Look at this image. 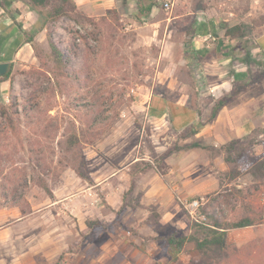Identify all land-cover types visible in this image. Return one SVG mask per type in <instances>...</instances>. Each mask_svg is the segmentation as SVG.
I'll list each match as a JSON object with an SVG mask.
<instances>
[{"label": "rangeland", "instance_id": "rangeland-1", "mask_svg": "<svg viewBox=\"0 0 264 264\" xmlns=\"http://www.w3.org/2000/svg\"><path fill=\"white\" fill-rule=\"evenodd\" d=\"M83 1L93 11L85 13L90 25L73 14L46 23L51 7L0 0V35L26 45L18 57L19 43L2 53L12 70L0 82V107L18 103L20 115L12 128L0 114V264H195L193 243L178 251L168 239L212 225L215 211L227 222L264 218V180L248 168L264 158V129L243 139L207 132L219 101L234 102L264 82L256 44L264 0H155L141 22L139 0H115L112 11L111 0ZM203 21L219 42L205 58L194 49ZM235 26L239 32L229 36ZM49 30L71 55L63 70L55 67ZM158 96L196 109L200 124L175 130L151 110ZM27 101L35 105L25 114ZM101 113L106 120L96 124ZM74 133L82 144L70 151ZM42 179L53 199L38 185ZM200 198L203 223L186 209ZM224 238L239 249L231 261L256 264L258 250L264 258V223L226 230ZM255 241L261 248L253 252Z\"/></svg>", "mask_w": 264, "mask_h": 264}, {"label": "trees", "instance_id": "trees-1", "mask_svg": "<svg viewBox=\"0 0 264 264\" xmlns=\"http://www.w3.org/2000/svg\"><path fill=\"white\" fill-rule=\"evenodd\" d=\"M31 3L37 7V8H47L51 7V9L48 11V14L46 16V23L49 21L51 22H58L61 18L71 16L73 14V18L75 21L79 24L85 25L87 23L88 25L92 24L94 20L92 18L87 17V15L83 12H78L79 9L77 7V4L74 0H30ZM1 4V2H0ZM155 0H149L148 3L142 4L140 0L137 3V10H138V16L137 20L141 22L143 19L149 17L154 9L156 8ZM18 30L20 32V35L26 36V31L23 29L22 25L17 24ZM240 27L235 26L230 29H227L226 33L229 36H235L239 32ZM10 35H0V63L3 62L2 60V53L4 50L5 45L7 44L8 40L10 39ZM48 40L50 43V46L52 48V55L54 57V64L57 69L63 70L66 68L70 62H71V55L63 53L54 43L53 37H52V31H48ZM26 43L30 44L33 48V50L37 54V58L40 60L41 63H43L42 56L40 55V51L42 52L41 47L34 41L33 38H29ZM73 52L75 51L74 48H72ZM45 65V64H44ZM46 66V65H45ZM12 70V69H11ZM11 71L2 79H0V82L8 79L10 76ZM33 104L31 101L25 102L23 105V110L25 114H28V110L32 109ZM225 106L224 101H219L217 105L214 108L212 119L216 118L219 114V111ZM19 107L20 105L18 103L13 104L11 107H0V114L4 118V120L7 122V124L10 125V127H15V120L13 119L14 116L20 115L19 114ZM102 113L98 114L97 119L95 120L96 124H101L106 119H102ZM94 125V124H93ZM258 133V130H255L253 134ZM252 134V135H253ZM81 139L77 135V133H74L70 136L68 140V147L71 151L74 148H80L81 146ZM264 145V143H263ZM194 147H200L199 145H193ZM248 168L251 169V174L257 178V179H263L264 180V158L252 163L251 165H248ZM77 174L81 178H85L79 169H74ZM89 181L88 179H86ZM27 184V183H26ZM38 185L49 195L51 199L54 198L53 192L50 190L49 185L47 182L42 179L38 182ZM21 187H24L25 184L21 183ZM27 186V185H26ZM8 193L6 190L3 192V197L7 198ZM13 199L15 200L14 204H17V198L16 196H13ZM218 216H222V213H219L218 211L213 212L212 219H214L212 225L201 227V225L196 224L195 232L190 235L189 237H183V238H177V237H171L168 239L169 246L174 247L178 251H182L183 248L187 243H193L196 250L198 251L200 255V259L195 264H238V261L233 262L231 259L233 258L234 252H237L239 249L233 246L226 245L225 242V232L229 229H243L248 228L256 225H260L264 223V218H251V217H244L242 219H239L234 222H227L225 220L218 219ZM260 242L255 241L249 244V248L254 251V249H260L261 246H259ZM262 251L258 250V252L255 254V260L256 264H264V258H262Z\"/></svg>", "mask_w": 264, "mask_h": 264}, {"label": "crops", "instance_id": "crops-1", "mask_svg": "<svg viewBox=\"0 0 264 264\" xmlns=\"http://www.w3.org/2000/svg\"><path fill=\"white\" fill-rule=\"evenodd\" d=\"M74 1L80 11L86 14H91V12H93L89 5L84 3L83 0ZM111 1L112 3H107L108 5H106L108 11H112L113 8H116V1ZM129 2H131L133 6L132 1L130 0ZM134 5L137 9V5ZM210 24L214 27L216 25L212 22ZM207 26L208 23L205 21L198 25V31L194 41V49L200 54L196 55L197 57L205 58L209 56L205 55V53L209 52L211 48L213 50L214 46L219 43L218 38L214 37L213 34L207 30ZM17 43H19L21 50L17 53L15 52L14 55L18 57L20 51L26 49V45L22 43L20 36L15 39V44ZM15 44L12 38H10L5 46L15 51ZM256 44L258 51L264 53V31L259 34ZM229 60H232V58H229ZM222 83L224 82L220 79L217 84L218 86H222ZM248 88L251 89L246 92V94L240 95L234 102L225 104L219 111L218 116L212 120L211 124H207V132H210V134L214 136L213 138L243 139L251 136L255 130L264 129V82L258 85L253 84ZM158 97L159 98H154L152 102L150 100L151 110L170 121L175 130L184 131L200 124L201 119L199 112L193 107L170 100L165 101L161 96ZM206 127L207 126H205V128ZM201 131L204 132L203 129ZM260 137L264 138V132L259 133V138Z\"/></svg>", "mask_w": 264, "mask_h": 264}, {"label": "built area", "instance_id": "built-area-1", "mask_svg": "<svg viewBox=\"0 0 264 264\" xmlns=\"http://www.w3.org/2000/svg\"><path fill=\"white\" fill-rule=\"evenodd\" d=\"M168 6L169 5L166 4V7H168ZM203 200H204L203 198L195 199L186 205V209H187L189 215L197 223H203V221L200 217V213H199V209H200L201 205L203 204Z\"/></svg>", "mask_w": 264, "mask_h": 264}, {"label": "water", "instance_id": "water-1", "mask_svg": "<svg viewBox=\"0 0 264 264\" xmlns=\"http://www.w3.org/2000/svg\"><path fill=\"white\" fill-rule=\"evenodd\" d=\"M12 69L11 63H0V79L5 77Z\"/></svg>", "mask_w": 264, "mask_h": 264}]
</instances>
